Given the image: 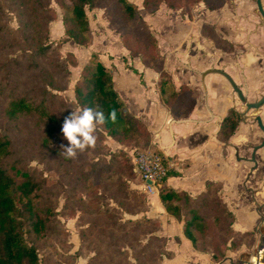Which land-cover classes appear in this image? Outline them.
I'll return each instance as SVG.
<instances>
[{
  "label": "trees",
  "instance_id": "trees-1",
  "mask_svg": "<svg viewBox=\"0 0 264 264\" xmlns=\"http://www.w3.org/2000/svg\"><path fill=\"white\" fill-rule=\"evenodd\" d=\"M54 1L62 12L66 38L87 46L90 34L86 7H102V0ZM163 1L167 7H173L171 0H142V5L152 12ZM49 3L50 0H20V25L14 29L2 22L0 5V50L11 42L23 58V63L14 57L0 60V76L4 80H0V99L5 102L3 114L7 125L23 130V122L30 121L38 132L37 146L43 151L56 142L53 153L69 176L70 188L81 193L76 195L78 205L73 208L85 220L79 234L92 252L85 264H160L170 252L166 250V238L155 233L159 222L137 216L147 209V201L131 186L133 181L142 182L133 168L131 155L108 149L94 152L100 148L95 142L106 136L119 143L130 142L136 150L151 149L164 160L169 158L151 144L146 126L126 109L113 88V69L105 66L95 52L80 68L74 85L80 119H72L60 94L67 87L70 71L57 49L47 41L52 20ZM104 8L108 25L119 34L128 54L138 56L144 67L157 73L159 97L174 114L193 96L194 89L184 84L175 88L164 68L157 39L135 3L110 0ZM204 27L210 28L215 45L232 46L212 25ZM68 57L76 65L74 55L69 53ZM239 121V113L230 109L218 136L227 140ZM92 126L95 137L89 135L87 143L81 144L82 131ZM10 142L7 133L0 134V264H41L37 245L58 222L57 203L44 189V180L38 181L26 169L2 162L1 153L9 150ZM176 175L174 169L167 170L160 181L159 198L165 211L182 223L184 236L196 250L209 253L217 263L228 251L235 252L242 244L253 242L251 232L232 228L234 215L223 199L220 181H207L204 190L193 197L167 184V179ZM259 211L264 214V207Z\"/></svg>",
  "mask_w": 264,
  "mask_h": 264
},
{
  "label": "rangeland",
  "instance_id": "rangeland-1",
  "mask_svg": "<svg viewBox=\"0 0 264 264\" xmlns=\"http://www.w3.org/2000/svg\"><path fill=\"white\" fill-rule=\"evenodd\" d=\"M109 1L102 0V7H86V13L91 19L92 25H102L97 29V38L92 47L97 55L112 53V57L122 59L123 56H120V53L125 47L119 34L108 25L106 19L104 7L109 5ZM130 1L136 4L141 16L145 19L148 27L150 26L149 30L152 35L157 36L158 48L160 45L159 52L163 51L162 53H164V55L161 53L164 57V68L169 72L173 81L176 84L179 83L180 79V82L185 81L182 78L183 69L196 76L195 87L198 89H194L195 93L187 100L185 105L176 108L174 116L183 118L197 104H203L199 74L207 69H222L229 73L246 102L255 101L264 94V19L257 10L255 0H208L209 3L207 0V3L204 0H171L172 8L167 7V4L163 1L152 12H148L143 7L142 0ZM19 3L20 0H0L1 20L11 29L20 25L18 17ZM49 5L52 20L48 26L49 37L47 41L51 42L57 49L70 71L67 87L60 94L67 103L69 115L73 120H79L80 114L79 108L75 105L74 85L77 82L80 68L85 63L79 66L75 56L76 65L70 63L71 60L68 54L71 52L64 45L70 39L66 36L65 38L62 36L58 38L52 32V29H55L57 25L63 27L62 12L54 0H50ZM209 5L219 6L210 8ZM95 11L99 13L96 15ZM205 24L212 25L214 31L223 39L228 40L232 46H228L226 43L219 46L215 45L211 38L212 32L210 28L204 27ZM105 25L119 37V40L115 36L108 39L110 46L113 47L112 49L110 47V51L106 49V43L102 38L103 32L106 31ZM163 25H172L170 38H167ZM63 35H65L64 28ZM126 53L130 56L128 51ZM19 54L17 48L11 42H8L5 48L0 50V60L14 57L23 63V58ZM178 54L183 55L180 62L176 60L179 59ZM130 57L139 58L138 56ZM251 57L254 58L252 61L249 59ZM140 63L141 65L144 64L141 59ZM8 66H11L10 70H12L10 61ZM255 68L256 70H254ZM250 70L258 71L256 74L260 77H255V74L250 76ZM1 79L2 75L0 76ZM221 80L222 83L213 81L209 85L211 88L213 87L212 89L219 90L215 96H221L220 99L226 103V106L234 107L243 115L242 124L234 135L235 137L242 135L244 141L242 148L245 150L242 151L237 146V153L239 155L242 153L245 159L254 162L253 167L260 165L259 172H264V159L259 156V160H255L257 157L256 150L260 149L257 146L263 139V132L258 127L255 117L264 114V104L256 110L249 109L246 111L244 102L238 97L231 84L225 78ZM3 81L2 79L1 82ZM258 82L260 84L256 85L255 83ZM4 106L5 102L0 99V134L7 133L10 136L11 145L8 147L9 150L1 153L2 162L7 166L15 165L21 169H26L38 181L44 180V189L54 197L53 199L57 203L58 222H54L48 236L37 245L41 264H85L92 252L88 251L90 249L88 242H83L79 234V229L84 226L85 220L79 216L80 212L73 208L78 205L75 204L76 195L81 193L70 188L69 176L63 172L60 158L53 153L56 142H53L47 151L41 150L37 146L36 137L38 132L30 121L23 122V130L11 128L7 125L3 114ZM92 129L93 126L82 131L83 140L81 144L85 145L88 141L87 136L93 135ZM95 145H100V148L94 149V152L108 149L109 151H123L130 155L132 150L135 149L130 142L119 143L106 136L95 142ZM94 152L89 153V156H92ZM252 155H255L254 159H252ZM243 174V172H240L237 177L244 179ZM260 174L262 173L257 172L254 175L256 179L252 178V181L260 179ZM134 182L131 183V186H134ZM238 188L240 189L238 190L240 198H250L251 195L249 196V193L245 192L241 185ZM245 193H247V196H245ZM224 196L228 198L227 190H224ZM227 200L232 201L231 198ZM77 253L80 255L77 256Z\"/></svg>",
  "mask_w": 264,
  "mask_h": 264
},
{
  "label": "crops",
  "instance_id": "crops-1",
  "mask_svg": "<svg viewBox=\"0 0 264 264\" xmlns=\"http://www.w3.org/2000/svg\"><path fill=\"white\" fill-rule=\"evenodd\" d=\"M261 2L264 8V0ZM98 13L95 11L96 15ZM88 25L90 39L87 46H80L72 40L64 44L67 50L74 54L79 66L87 62L92 52L96 53L92 45L97 38L98 27L102 26L92 25L89 16ZM162 27L168 38L172 34V25ZM105 28L106 31L103 32L102 38L106 43V49L110 51L111 46L108 39L115 36L119 40V37L106 25ZM52 32L58 38L60 36L65 38L62 25H57ZM155 38L158 39L156 35ZM126 52L127 50L123 48L120 53V56H123L122 59L112 57V53L98 56L105 66L113 69V88L125 103L129 113L140 119L146 126L150 132L151 144L164 156L178 163L177 167L173 168L178 175L169 177L167 184L173 189L183 190L194 197L204 190L207 181H220L223 199L229 211L234 215L232 228L239 232H251L253 238L250 245L242 244L237 251H228L225 258L216 263L211 260L209 253L196 250L191 241L184 236L182 223L165 211L158 190L151 193L145 192L142 190V182H137L133 187L143 193L147 201V209L137 216L144 215L159 222L155 233L166 238V250L170 252L169 256L162 257L160 264H264V214L259 211V208L264 207V172H259L260 165L253 167L254 162L245 159L242 153L240 155L237 153V146L242 151L245 150L242 148L244 142L242 135L241 138L234 135L242 124L243 115L234 107L226 106V103L220 99L221 96H215L219 90L209 86L213 81L222 83L221 79H226L221 73L210 70H224L212 68L199 74L203 104H197L187 116L177 118L159 97L156 86L157 73L141 65L139 58L126 55ZM178 56L179 59L176 60L180 62L183 55L178 54ZM249 59L252 61L254 58ZM254 70H250V76L255 74V77H260L256 74L258 71ZM182 71V78L185 81L180 82V79L176 84L171 78L175 88L184 84L192 89H198L195 87L196 76L184 69ZM224 72L231 78L229 73ZM233 83L236 86L234 81ZM255 84L259 85L260 82ZM230 109L239 113L240 121L234 134L227 140H223L218 136V132L224 116ZM260 117L264 125V114ZM256 152L255 160L258 161L259 156L264 159L263 148L257 149ZM254 157L255 155H252V159ZM240 172L244 173V179L237 177ZM257 172L263 175L260 174V179L252 181V178L256 179L254 175ZM239 185L249 193V196L251 195L250 198H240ZM224 190L228 191V198H231V202L224 196Z\"/></svg>",
  "mask_w": 264,
  "mask_h": 264
},
{
  "label": "built area",
  "instance_id": "built-area-1",
  "mask_svg": "<svg viewBox=\"0 0 264 264\" xmlns=\"http://www.w3.org/2000/svg\"><path fill=\"white\" fill-rule=\"evenodd\" d=\"M130 155L134 170L141 176L142 190L149 193L157 191L167 170L176 168L178 164L171 159L164 160L161 154L151 149H134ZM146 180L151 183L147 184Z\"/></svg>",
  "mask_w": 264,
  "mask_h": 264
},
{
  "label": "water",
  "instance_id": "water-1",
  "mask_svg": "<svg viewBox=\"0 0 264 264\" xmlns=\"http://www.w3.org/2000/svg\"><path fill=\"white\" fill-rule=\"evenodd\" d=\"M256 3V7L257 10L259 12V14L261 15V17L264 19V8L262 5L261 0H255ZM210 71H216L218 73H221L223 76L226 77V79L229 81V83L232 85L233 89L237 92L238 97L241 99V101L244 102L245 107H246V111H248L249 109H258L259 107H261L264 104V94L261 95V97L255 101L252 102H246L245 98L241 95V92L238 90V88L234 85L232 79L224 72L221 70H210ZM256 123L258 125V127L261 129V131L263 132V139L261 141V143L257 146L259 148H263L264 149V125L262 123L261 117L259 115H257L255 117ZM147 184H150L151 182L149 180H146Z\"/></svg>",
  "mask_w": 264,
  "mask_h": 264
}]
</instances>
